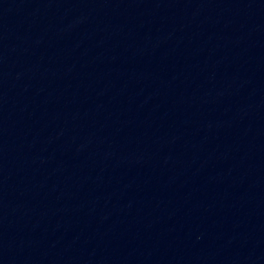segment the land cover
Masks as SVG:
<instances>
[{
  "label": "water",
  "instance_id": "95a60500",
  "mask_svg": "<svg viewBox=\"0 0 264 264\" xmlns=\"http://www.w3.org/2000/svg\"><path fill=\"white\" fill-rule=\"evenodd\" d=\"M0 264H264V0H0Z\"/></svg>",
  "mask_w": 264,
  "mask_h": 264
}]
</instances>
